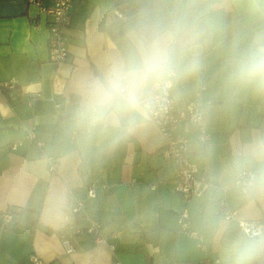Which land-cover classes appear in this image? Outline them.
<instances>
[{"label":"clouds","instance_id":"9594fccd","mask_svg":"<svg viewBox=\"0 0 264 264\" xmlns=\"http://www.w3.org/2000/svg\"><path fill=\"white\" fill-rule=\"evenodd\" d=\"M66 75L17 195L39 182L71 225L118 157L163 153L175 190L139 192L125 229L170 264H264V0H122Z\"/></svg>","mask_w":264,"mask_h":264},{"label":"crops","instance_id":"0c3cea01","mask_svg":"<svg viewBox=\"0 0 264 264\" xmlns=\"http://www.w3.org/2000/svg\"><path fill=\"white\" fill-rule=\"evenodd\" d=\"M121 5L122 0H71L70 21L63 30L68 55L55 63L47 48L50 15L26 0H0V264H28L30 253L44 264H170L165 251L147 232L135 235L124 227L125 212L139 192L151 189L161 196L173 194L175 177L166 176L163 153L135 151L118 157L82 191V207L71 225H59L45 215L39 182L25 186L20 195L14 191L17 165L37 147L45 118L67 83L66 73L75 69L88 51L91 31ZM8 79L13 80L11 88L2 86ZM32 125L35 140L25 136ZM17 139L22 142L11 148ZM91 184L94 195L88 194ZM12 207L20 210L5 225L2 213ZM87 216L100 222L104 242L96 243L86 232H75V228L85 229ZM64 239L74 251L64 250ZM190 262L210 264L192 259L184 264Z\"/></svg>","mask_w":264,"mask_h":264},{"label":"built area","instance_id":"2783aa9c","mask_svg":"<svg viewBox=\"0 0 264 264\" xmlns=\"http://www.w3.org/2000/svg\"><path fill=\"white\" fill-rule=\"evenodd\" d=\"M27 3H35L39 11L47 13L50 15V21L48 23V38H47V48L49 59L55 63L63 61L68 55L67 45L64 39V27L69 24L70 12L69 8L71 6V0H52V3L45 5L41 0H26ZM3 87L11 88L14 86L13 80L8 79L3 81ZM34 94L31 93L27 99L28 103L31 102V98ZM28 139L35 140L34 126L32 125L26 132L25 135ZM22 142V139H17L12 141L10 144L11 148H15L18 144ZM39 141H37V144ZM164 155V154H163ZM178 182V178L174 179V189ZM154 187V184H151ZM95 186L91 184L88 188V194L94 195ZM82 204L80 203L79 210ZM20 210V207L8 208L2 213V223L7 225L12 221L13 213ZM88 219V224L85 229L75 228V232L82 234L83 232L88 233L94 239L96 243H102L105 241L104 236L101 234V224L100 222L91 216L86 217ZM63 248L66 252L74 251V246L67 239L62 240ZM28 264H44L43 261L35 254L30 253L27 259ZM112 264H117V261ZM195 264V263H188Z\"/></svg>","mask_w":264,"mask_h":264}]
</instances>
